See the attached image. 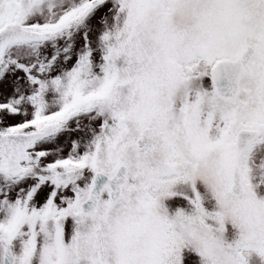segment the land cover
Returning a JSON list of instances; mask_svg holds the SVG:
<instances>
[{
  "label": "snow or ice",
  "instance_id": "snow-or-ice-1",
  "mask_svg": "<svg viewBox=\"0 0 264 264\" xmlns=\"http://www.w3.org/2000/svg\"><path fill=\"white\" fill-rule=\"evenodd\" d=\"M0 264H264V0H0Z\"/></svg>",
  "mask_w": 264,
  "mask_h": 264
}]
</instances>
